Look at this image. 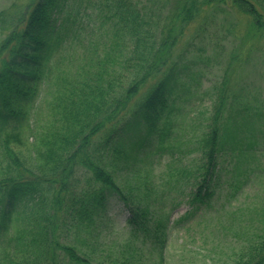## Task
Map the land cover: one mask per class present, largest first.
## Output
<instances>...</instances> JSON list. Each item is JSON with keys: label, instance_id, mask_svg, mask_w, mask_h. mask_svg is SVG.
<instances>
[{"label": "trees", "instance_id": "16d2710c", "mask_svg": "<svg viewBox=\"0 0 264 264\" xmlns=\"http://www.w3.org/2000/svg\"><path fill=\"white\" fill-rule=\"evenodd\" d=\"M65 2L0 12V264H153L174 205L149 182L156 158L179 163L166 186L189 206L181 219L264 175V99L247 77L264 0ZM214 69L209 106L179 118ZM115 204L126 230L96 250ZM225 219L244 236L232 264H264V206Z\"/></svg>", "mask_w": 264, "mask_h": 264}, {"label": "rangeland", "instance_id": "374dc122", "mask_svg": "<svg viewBox=\"0 0 264 264\" xmlns=\"http://www.w3.org/2000/svg\"><path fill=\"white\" fill-rule=\"evenodd\" d=\"M97 2L98 0H66L65 11L74 12L78 6H81V10L87 7L89 12L96 6ZM29 3L30 0H0V12L13 14V12L21 10ZM4 26L5 30L0 29V41L6 34L7 24ZM258 48L259 50L256 43L258 52H251L257 59L258 65L250 71L248 70L247 77L249 82L258 88L260 98L264 99V42H261ZM65 65L63 64V66ZM217 75L218 70L216 69L213 70L212 74H206L202 81V88L195 90L189 99L181 102L179 118L190 121L192 118H198L204 113L209 106L210 97L201 94V91H205V88ZM44 98L45 95L41 96L37 102L38 111L42 113L38 117L33 116L35 123H39L44 118L43 112L47 110L43 102ZM171 160L168 155L156 158L149 182L152 186H159V190L164 192L163 202L169 204V201L173 200L171 217L178 218L188 209V205L182 193L175 192V190L170 191L166 186L169 171L179 165V163L174 162L175 159ZM181 200L183 201L176 205V202ZM213 205L214 210L207 212L197 210L190 218L188 217V219L179 222L170 229L169 240L163 252L162 262L159 264H232L234 252L243 242L244 236L243 233L234 235L228 229L229 227L235 228L238 220L231 221L225 219V216L229 211L244 208L247 205L264 206V175L261 178L252 177L243 190L233 196L230 189H224L223 193L213 199ZM115 208L120 214L118 218L121 221L118 226H123L124 212L119 204H115ZM240 221L247 225L251 223L246 216ZM112 238L113 235L104 233L99 238V245L96 246V250L109 246Z\"/></svg>", "mask_w": 264, "mask_h": 264}]
</instances>
